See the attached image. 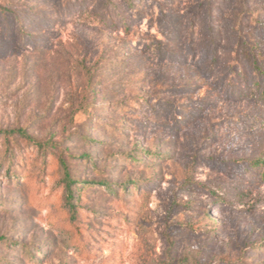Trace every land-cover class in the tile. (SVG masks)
Here are the masks:
<instances>
[{
  "label": "rangeland",
  "instance_id": "rangeland-1",
  "mask_svg": "<svg viewBox=\"0 0 264 264\" xmlns=\"http://www.w3.org/2000/svg\"><path fill=\"white\" fill-rule=\"evenodd\" d=\"M263 86L264 0H0V264H264Z\"/></svg>",
  "mask_w": 264,
  "mask_h": 264
},
{
  "label": "trees",
  "instance_id": "trees-1",
  "mask_svg": "<svg viewBox=\"0 0 264 264\" xmlns=\"http://www.w3.org/2000/svg\"><path fill=\"white\" fill-rule=\"evenodd\" d=\"M9 23L6 22L4 25L8 27ZM21 33H23L21 31ZM25 36V35H24ZM25 38V37H24ZM258 85H261L260 81H257ZM260 87V86H259ZM262 97H264V86L262 90ZM17 136L23 138L27 143H29L31 146H34L38 148L42 153H44L46 156L49 154L50 156L53 155L51 152L53 150L54 145L51 143H46V142H40L36 141L33 138H31L25 130H0V137L5 138L6 145H7V152H9V155L11 154L12 151V143L13 141L16 140ZM89 159V158H88ZM60 162L62 163L63 170L65 172V181H66V187L69 191H72V186L75 185V181L72 178L71 173L69 172V169L67 168L66 162L61 159ZM16 163V160H13V165L14 166ZM255 168H264V160H259L257 162H254L251 164ZM264 175V172H263ZM104 186L107 187V184L104 183ZM72 196V195H71Z\"/></svg>",
  "mask_w": 264,
  "mask_h": 264
}]
</instances>
